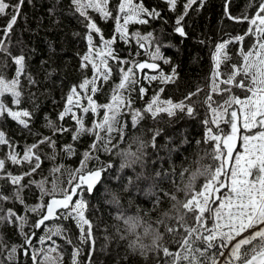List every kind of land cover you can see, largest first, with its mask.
Instances as JSON below:
<instances>
[{
	"label": "snow or ice",
	"instance_id": "1",
	"mask_svg": "<svg viewBox=\"0 0 264 264\" xmlns=\"http://www.w3.org/2000/svg\"><path fill=\"white\" fill-rule=\"evenodd\" d=\"M25 0H0V17L7 18L6 24L0 31L4 39H0V53L8 52L5 40L9 37L22 13ZM168 12L177 13L180 0H163ZM207 0H184L182 11L176 16L173 30L180 36H186L185 18L192 10L203 9ZM193 6H198L194 9ZM247 8H254L251 14L233 16L231 14V0H225L224 16L248 27L243 33L228 35L214 45L210 53L212 70L207 88L198 86L195 91L188 92L179 101L171 98L162 99L165 92L160 87L140 109H132L131 95L134 86L141 84L137 73L145 69L155 74H144L143 80L148 84L159 81L162 85L175 82L177 69L172 67L171 73H165L158 61L170 64V60L163 56L159 46L148 52L146 45L158 43V38L152 32L146 35L140 32H129L132 24H148L151 20L161 19L162 11L157 7L149 8L144 0H117L115 6L111 0H70V11L77 15L86 31L84 39L87 42V51L81 56V70L91 66L93 76L85 77L79 85H73L65 98L63 111L59 113V120L64 121L70 117L75 121V130L56 125L48 120L45 127L53 135L43 136L40 133H31L40 138L28 145L25 144L23 153L18 150L16 142L0 129V146H6L8 152L0 157V225L10 224L17 227L23 236L24 243L13 244L10 248L0 236V253L7 252L8 264H19V253L22 251L25 264L30 257L33 264H60L62 253L60 245L54 239L62 236L64 230L59 226H49V221L74 220L79 230L81 244L90 247L88 264H92V255L95 251L94 226L86 216L88 202L83 193H93L102 181V175L112 168L109 162L100 161V150L104 142L111 140L113 114L121 108H128L132 125L135 126L145 114L153 119L166 114L175 117L178 113L188 117H196L199 109H204L205 115L202 124L205 127V142L214 145L210 153L218 166L204 172L205 183L199 189L192 188L187 194L184 209L186 217L191 216V224L183 227L185 235L178 246V251L163 249L165 264H264V0H251ZM52 11V10H50ZM98 13L104 21H114V33L106 38L96 19L91 13ZM167 23V20H165ZM96 37L99 38L97 43ZM135 39L139 48H144L149 55L148 61H129L122 58L115 50L118 41L125 43ZM251 39L252 44L247 45ZM230 45H239L238 55L241 62L232 64L230 69L222 71L221 66L227 67L231 59L227 50ZM139 55V52H137ZM16 65V75L7 79L0 73V119L5 116L16 121L23 129H29L33 121L35 110L21 108L23 102L22 77L26 72V57L24 54L11 57ZM119 65V83L113 89L111 102L98 105L93 96L99 90L97 81H108L113 75V67L109 61ZM130 65V66H129ZM27 81L34 85L36 81L28 74ZM129 95L125 96L124 93ZM201 93H204L201 99ZM12 97L10 106L5 102V95ZM146 87H139V95L143 98ZM87 101L86 105L83 101ZM14 106V107H13ZM104 109L102 120L93 121L92 127L85 126V115L89 112L96 114L100 108ZM83 113L84 115H78ZM224 125L229 130L226 131ZM72 131V141H78L83 134L94 137L87 150L82 153L79 166L69 176L66 185L62 184L56 190L55 181L52 182L51 191L45 188V181L36 182L26 178L32 177L41 167L39 149L47 144L55 154L57 134ZM159 135L156 132L153 141ZM123 140V133H121ZM240 142L243 151L237 147ZM199 143V141H197ZM62 151L69 156L76 154L74 143L64 145ZM55 159V155L52 157ZM100 162V167H90L91 161ZM232 161L229 167V162ZM9 162L13 166L27 170L14 173L8 168ZM53 173L60 172V168H53ZM33 184L41 190L40 203L29 207L25 203L23 193ZM10 185L12 192L6 194L3 189ZM222 189H226L224 192ZM49 199L45 202L44 197ZM75 198V199H74ZM19 203L24 205L25 213L31 211L38 215L32 224L31 233L24 232L28 223L27 215H19L14 208L5 209V203ZM44 228L45 234L40 236V248L34 245L33 238L36 230ZM169 231H172L169 228ZM177 232L180 231L178 227ZM70 242V241H69ZM203 246V247H202ZM82 248L76 247L72 253V264H81L78 257ZM0 264L4 260L0 259Z\"/></svg>",
	"mask_w": 264,
	"mask_h": 264
},
{
	"label": "trees",
	"instance_id": "2",
	"mask_svg": "<svg viewBox=\"0 0 264 264\" xmlns=\"http://www.w3.org/2000/svg\"><path fill=\"white\" fill-rule=\"evenodd\" d=\"M16 0H11L15 3ZM184 0H180L179 11H182ZM251 0H231V14L239 16L251 14L254 8H247ZM258 2V0H257ZM117 0H111L115 6ZM225 0H207L202 10H192L185 18L186 36H180L173 30L177 13H170L163 0H144L149 7H157L162 11V18L151 20L148 24H132L129 32L149 33L152 32L158 38V43L150 46H159L164 57L170 60V64L158 62L162 70L171 73L172 67L177 69V79L173 83L162 85L159 81L148 84L141 79V84L135 86L131 99L133 106L142 110L145 102L152 98L160 87L165 88L161 94L162 99L171 98L179 101L188 92L195 91L198 86L209 85V77L212 70L210 53L214 50L215 43L228 35H237L247 29V23H235L224 16ZM194 9L198 6H193ZM52 10V11H50ZM96 19L98 26L102 29L106 38L114 33V21H104L99 18L98 13H91ZM167 20V23H165ZM7 18L0 17V29L6 24ZM85 27L77 15L70 11V0H25L22 13L18 18L13 31L5 40L10 52L0 53V73L11 80L16 75V65L11 57L24 54L26 57V72L22 77L23 102L21 108L35 110V115L29 129H23L16 121L5 116L0 119V129H3L9 138L16 142L18 150L23 153L25 144H32L40 137L31 133H40L43 136H52V131L45 127L48 120L56 125L63 124L75 130V121L66 117L64 121L59 120V113L65 106V98L73 85H79L87 77L91 78L93 72L91 66L81 70V56L87 51V42L84 39ZM0 39H4L0 31ZM97 43L99 38L96 37ZM252 40H247L250 46ZM115 50L122 58H126L133 51V45L118 41L114 45ZM239 45H230L227 53L231 59L227 66L240 63L238 55ZM113 75L108 81L98 80V91L93 96L97 104L108 101L113 88L118 84L120 75L118 65L113 62ZM226 67L225 65L221 66ZM30 74L36 81L30 85L27 75ZM146 87L143 98L139 95V87ZM204 93H201L203 99ZM4 100L12 106V97L5 95ZM14 107V106H13ZM205 112L201 107L196 117H188L178 113L175 117L166 114L153 119L150 114L135 125H132L128 113L123 112L120 119L124 123L123 140L121 134L116 133L106 153L100 154L101 162L111 163L112 168L102 175L101 183L93 193H83V198L88 202L86 216L94 226L95 251L92 255V264H165L163 249L178 251V246L185 235L183 227L191 224V216L187 217L186 223L171 221L167 227H161L164 234L162 242L156 249L141 258L139 255H131L125 248L124 242L114 233L115 218L117 216L128 217L139 216L146 218L145 214L152 216L161 208L169 206L172 196L181 194L180 189L184 185V176L187 168L195 170L198 174L218 166L210 153L214 145L205 142V127L202 124ZM100 116V114H99ZM93 115L91 112L85 115V126H92ZM221 127H225L221 125ZM225 130L229 129L225 127ZM156 132L159 135L153 137ZM57 151L54 154L47 144L39 149L41 155V167L32 177L26 178L39 181L49 179L55 164L66 163L76 166L81 160L82 153L89 148L93 142V136L83 134L81 138L73 142L72 131L57 134ZM199 141V143H197ZM74 143L76 154L66 156L62 151L64 145ZM8 152L6 146H0V157ZM55 155V159H53ZM100 163V162H99ZM8 168L14 173L27 170L13 166L10 162ZM205 177L201 179L196 189L202 187ZM6 194L12 192L10 185L4 187ZM25 203L30 207L37 202L39 196L38 187L33 184L30 189L23 193ZM5 209L14 208L19 215H27L28 226L37 220L35 215L25 213L24 205L19 203H5ZM64 230V236L57 237L60 245L62 263L70 264L74 248H82L78 259L81 264H88L90 247L81 244L75 233V226L71 219L56 221ZM28 227V228H29ZM180 228L177 232L176 229ZM169 228L172 231H169ZM40 229L36 230V236ZM0 236L10 248L13 244L24 243L23 236L17 227L10 224L0 225ZM35 236V237H36ZM35 239V238H33ZM70 241V242H69ZM203 247V246H202ZM7 252L0 253V259L8 264ZM19 264H25L23 252L19 253ZM27 264H32L30 258ZM169 264L171 262L169 261Z\"/></svg>",
	"mask_w": 264,
	"mask_h": 264
},
{
	"label": "clouds",
	"instance_id": "3",
	"mask_svg": "<svg viewBox=\"0 0 264 264\" xmlns=\"http://www.w3.org/2000/svg\"><path fill=\"white\" fill-rule=\"evenodd\" d=\"M184 171L186 172L185 183L180 189L181 194L172 196L167 208H161L155 216L146 213V218L132 215L115 218L114 233L124 242L129 254L143 258L162 242L164 234L160 231L161 227H167L173 220L177 223H186V210L183 206L187 194L199 184L204 174H198L191 168Z\"/></svg>",
	"mask_w": 264,
	"mask_h": 264
},
{
	"label": "rangeland",
	"instance_id": "4",
	"mask_svg": "<svg viewBox=\"0 0 264 264\" xmlns=\"http://www.w3.org/2000/svg\"><path fill=\"white\" fill-rule=\"evenodd\" d=\"M136 32H137V31H136ZM141 34L146 35V33H141ZM98 43H99V42H98ZM123 43H125V42L123 41ZM127 44H129V43H127ZM130 45H133L134 49H133V51H131L130 55H129L128 57H126V59H128L130 62H131V61H148V60H149V55L146 53L145 49H144V48H139V46L137 45L136 40H135L134 38L131 39ZM146 48L148 49V52H151V51H153V50L155 49V48H152V47L150 46V44H149V45H146ZM137 52H139V55H137ZM240 59H241V58H240ZM158 62L163 63L162 61H158ZM240 62H241V60H240ZM109 63L112 64L113 61L110 60ZM129 66H130V65H129ZM118 67H120V66L118 65ZM230 67H231V66L222 67V71H227V70L230 69ZM118 70H119V68H118ZM165 73H166V72H165ZM144 74H149V75H151V74H155V73H153L152 71H149V70H144L142 73H139V72L137 73V75H138L141 79H143V75H144ZM169 74H170V73H169ZM119 75H120V73H119ZM92 76H93V75H92ZM92 76H91V78H92ZM91 78H90V79H91ZM118 83H119V82H118ZM135 86H136V85H135ZM135 86H134V88H135ZM113 89H114V88H113ZM132 92H133V91H132ZM132 92L130 93L131 96H132ZM112 95H113V92L111 93V96H110V98L108 99V101L105 102L104 104H108V103L111 102V97H112ZM124 95H125V96H128L129 93H128V92H125ZM150 100H151V99H149V100H147V101L145 102L143 108L146 106L147 102L150 101ZM83 103L86 105L87 101L85 100V101H83ZM104 104H98V105H104ZM131 107H132V109H134V110L137 109L136 107L133 106V101H132V99H131ZM123 112L128 113L129 116H130V120H131V115H130V113H129V111H128V108H121V109H118V110L113 114V120H112V132H111V137H112V138H111L110 141H106V142H104L103 147H102L101 150H100L99 156H100V154L106 153V152L108 151V149H109V147H110V145H111L112 140H113V139L115 138V136H116V133L121 134V133L123 132L124 123H123L122 119H120L121 114H122ZM99 114H100V116H99ZM103 114H104V109H103L102 107L98 110V112H97L96 114H93V113H92V115H93L92 125H93V121H97V122H98L99 120H102V118H103ZM78 115H84V114L78 112ZM91 127H92V126H91ZM93 139H94V138H93ZM237 147L239 148L240 151H243V148L241 147L239 141H237ZM65 154H66V153H65ZM66 156L70 157L68 154H66ZM81 158H82V157H81ZM100 161H101V157H100ZM79 163H80V161H79ZM79 163H78L76 166H74V167L71 166V165H69V164H66V163L55 164V165L53 166V168H57V167L60 168V172H57V173H53V172H52L51 177H50L49 179H41V180H44V181L46 182V183H45V188H47L49 191H51L52 182L55 181V184H56V190L59 191L60 188H61V186H62V184H65V185H66V182H67L69 176L71 175L72 171H73L75 168H77V167L79 166ZM231 163H232V161L229 162V167L231 166ZM218 164H219V162H218ZM90 167H100V163L97 162V161H95V160H94V161H91V162H90ZM53 168H52V169H53ZM41 180H39V181H41ZM39 181H37V182H39ZM222 191L226 192L227 190H226V189H222ZM38 192H39V196H38V198H37V202H36L34 205H32V206H35L36 204L40 203L41 190H40L39 188H38ZM48 199H49V197H47V196L44 197L45 202H46ZM74 199H75V198H74ZM30 207H31V206H30ZM28 212L32 213L31 211H28ZM32 214L35 215L36 219L38 218V215H37L36 213H32ZM72 221H73L74 226H75L76 238H77V240L80 242V240H79V230H78L77 227H76L75 221H74V220H72ZM48 224H49V226H53V225H55V226H59V227H61L56 221H49ZM28 227H29V226H28V223H27V224L24 226V232H25V233H31V232H32V230L30 229V227H29V228H28ZM61 228H62V227H61ZM45 231H46V229L41 228L40 231L38 232V236L34 237L35 239H33V240H34V245H35V247H36L37 249H39V248L41 247L40 244H39V238H40V236H43V235L45 234ZM63 234H64V233H63ZM62 236H64V235H62ZM62 236H57V237H61V238H62ZM57 237H55L54 239L57 240ZM29 258H30V257H29ZM30 260H31V258H30ZM31 262H32V260H31ZM61 263H62V258H61L60 264H61ZM32 264H33V262H32ZM49 264H51V262H49ZM70 264H72V261H71Z\"/></svg>",
	"mask_w": 264,
	"mask_h": 264
},
{
	"label": "water",
	"instance_id": "5",
	"mask_svg": "<svg viewBox=\"0 0 264 264\" xmlns=\"http://www.w3.org/2000/svg\"><path fill=\"white\" fill-rule=\"evenodd\" d=\"M145 70H149V69H145ZM149 71H152V70H149ZM88 194H91V193H88Z\"/></svg>",
	"mask_w": 264,
	"mask_h": 264
}]
</instances>
